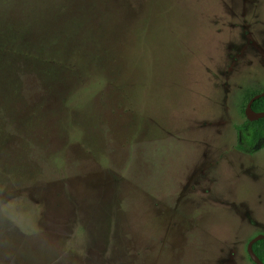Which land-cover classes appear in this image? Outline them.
<instances>
[{"label":"rangeland","instance_id":"374dc122","mask_svg":"<svg viewBox=\"0 0 264 264\" xmlns=\"http://www.w3.org/2000/svg\"><path fill=\"white\" fill-rule=\"evenodd\" d=\"M261 91L264 0H0V264H251Z\"/></svg>","mask_w":264,"mask_h":264},{"label":"trees","instance_id":"16d2710c","mask_svg":"<svg viewBox=\"0 0 264 264\" xmlns=\"http://www.w3.org/2000/svg\"><path fill=\"white\" fill-rule=\"evenodd\" d=\"M256 92L247 95L246 101ZM250 108L255 111H264V96L254 99ZM235 132L234 149L245 153L252 154L255 151L264 148V116L255 120H244L237 125H233ZM253 253L263 262L264 259V240H257L251 244ZM251 264H253L251 262Z\"/></svg>","mask_w":264,"mask_h":264},{"label":"water","instance_id":"95a60500","mask_svg":"<svg viewBox=\"0 0 264 264\" xmlns=\"http://www.w3.org/2000/svg\"><path fill=\"white\" fill-rule=\"evenodd\" d=\"M261 96H264V91H261V92H258L254 95H252L247 101L246 103L244 104V107H243V110H242V113H243V116L245 119L249 120V121H252V120H255L257 118H260L262 116H264V111H258V112H255L253 111L251 108H250V104L251 102L258 98V97H261ZM257 240H264V235H256V236H253L251 237L247 243H246V247H245V250H246V253H247V256L249 258V260L253 263V264H264V262H262L252 251L251 249V244Z\"/></svg>","mask_w":264,"mask_h":264}]
</instances>
